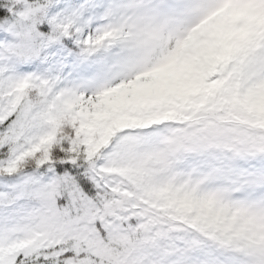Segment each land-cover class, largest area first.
<instances>
[{
	"label": "snow or ice",
	"instance_id": "snow-or-ice-1",
	"mask_svg": "<svg viewBox=\"0 0 264 264\" xmlns=\"http://www.w3.org/2000/svg\"><path fill=\"white\" fill-rule=\"evenodd\" d=\"M0 264H264V0H0Z\"/></svg>",
	"mask_w": 264,
	"mask_h": 264
}]
</instances>
